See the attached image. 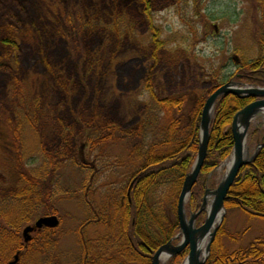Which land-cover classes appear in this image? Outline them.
Segmentation results:
<instances>
[{
	"label": "rangeland",
	"instance_id": "rangeland-1",
	"mask_svg": "<svg viewBox=\"0 0 264 264\" xmlns=\"http://www.w3.org/2000/svg\"><path fill=\"white\" fill-rule=\"evenodd\" d=\"M151 1L149 17L144 0H0V264L22 248L18 264L122 259L119 213L113 225L89 223L87 201L101 208L126 195L146 150L162 140L158 100L207 94L263 55L264 0ZM259 123L264 117L252 126ZM258 143L248 138L250 154ZM22 172L39 184L22 202L27 210L13 199ZM226 172L222 165L212 172L207 189ZM20 207L31 212L26 219ZM195 212L187 209V218ZM51 215L59 225L36 229L25 243L24 229ZM218 235L224 254L246 251L264 242V218L226 207Z\"/></svg>",
	"mask_w": 264,
	"mask_h": 264
},
{
	"label": "trees",
	"instance_id": "trees-1",
	"mask_svg": "<svg viewBox=\"0 0 264 264\" xmlns=\"http://www.w3.org/2000/svg\"><path fill=\"white\" fill-rule=\"evenodd\" d=\"M151 6V0H144L143 12L149 17L152 14ZM152 28L156 32L154 26ZM153 39L159 48L163 47L157 32ZM262 46L263 55L253 61L241 62L237 65V71L232 73V78L246 85L264 87V42ZM224 83L226 82L222 81L213 85L207 94L188 92L158 100L166 120L162 140L153 141L146 150V161L131 178L124 202L115 203L109 198L110 201L107 199L108 203L99 208L87 201L91 214L89 223L110 226L113 225L112 221L119 213L116 223L119 229L117 246L122 259L112 256L106 260L105 256H102L100 264H151L156 250L180 233L177 216L178 198L185 177L197 158L203 107L211 93ZM253 101V98H240L228 94L222 96L216 103L208 154L198 181L191 192L187 204L189 211L199 210L207 189L209 175L226 161L233 151L234 138L231 126L234 116ZM255 141H259L263 147L258 151L254 161L245 165L239 172L225 205L227 209L239 207L250 217L264 218V123L252 126L249 142ZM21 175L22 183L13 195V199L17 198L23 205L22 208L27 210L28 205H24L26 204L24 202L31 200L39 184L36 174L27 175L22 172ZM163 187L166 188V192L160 198L158 191ZM30 213L21 211L20 207L17 215L19 220H23ZM11 216L7 213L5 219L11 220L13 217ZM200 220H202L201 217ZM11 224L13 223L9 222V225ZM6 232L9 233V231ZM82 232L83 230L81 234ZM5 240L10 244L13 238L6 236ZM25 249L22 248V255L27 253ZM222 250L218 235L206 264H264V242L254 243L246 251L231 255L224 254ZM188 252L189 249L182 251L166 264H183ZM87 261L90 262L86 264H95L94 258Z\"/></svg>",
	"mask_w": 264,
	"mask_h": 264
},
{
	"label": "water",
	"instance_id": "water-1",
	"mask_svg": "<svg viewBox=\"0 0 264 264\" xmlns=\"http://www.w3.org/2000/svg\"><path fill=\"white\" fill-rule=\"evenodd\" d=\"M237 60V57L235 58ZM233 94L240 98H253L255 101L245 106L237 112L232 122V134L234 138V148L230 156V164L228 166L226 175L221 183L214 190L206 189L205 195L200 209L191 214L187 218L186 202L191 195V192L198 181L201 170L203 169L208 148L211 140V124L215 114V106L220 97ZM264 115V87L249 86L235 80H230L226 84L218 87L207 99L200 123V142L196 161L191 171L185 177L183 187L178 198L177 214L180 224V234L177 236L181 238L177 245L173 241L161 246L156 250L152 256L151 264H162L171 257L181 253L189 248V253L184 264H205L211 252V246L215 241L216 235L221 224L224 221L226 212V199L229 191L234 184L241 169L254 161L260 148L263 147L260 143L253 154L248 150V136L253 121ZM225 165V163L223 164ZM209 196H212L207 217L203 225L197 227L196 219L207 210ZM59 225L57 216H47L39 218L34 226H27L23 234L30 238V233L35 228H42L43 226L55 228ZM208 238L205 249H201L202 242ZM18 255L12 264L16 263Z\"/></svg>",
	"mask_w": 264,
	"mask_h": 264
},
{
	"label": "flooded vegetation",
	"instance_id": "flooded-vegetation-1",
	"mask_svg": "<svg viewBox=\"0 0 264 264\" xmlns=\"http://www.w3.org/2000/svg\"><path fill=\"white\" fill-rule=\"evenodd\" d=\"M131 184H132V182H131ZM125 198H126V196H122V202H124V200H125ZM43 228H46V229H48V227H42L41 229H43ZM36 230V229H35ZM34 230V231H35ZM33 232V231H32ZM4 234V233H3ZM2 233H1V235H3ZM31 234V233H30ZM5 235V234H4ZM3 235V236H4ZM30 236V235H29ZM23 238H24V242L25 243H27V242H29L30 240H31V236H30V238L28 239V240H26L27 238H28V236H25L24 234H23ZM16 255H18V260L16 261V263H14V264H18L19 263V261H20V257H21V255H22V249H18V250H16V252H15V254H14V258H13V260L12 261H9V263L8 264H12V262L15 260V256ZM84 261H87V258H85V260Z\"/></svg>",
	"mask_w": 264,
	"mask_h": 264
},
{
	"label": "bare ground",
	"instance_id": "bare-ground-1",
	"mask_svg": "<svg viewBox=\"0 0 264 264\" xmlns=\"http://www.w3.org/2000/svg\"><path fill=\"white\" fill-rule=\"evenodd\" d=\"M262 117H264V115H263ZM229 164H230V161H228L227 163H225V165H224L223 167H225V168L228 169ZM211 198H213V197H212V196H209V199H211ZM209 207H210V204H209V206H208V209H209ZM207 241H208V238H206V239L202 242V244H201V249H202V250L205 249V246H206V244H207Z\"/></svg>",
	"mask_w": 264,
	"mask_h": 264
}]
</instances>
